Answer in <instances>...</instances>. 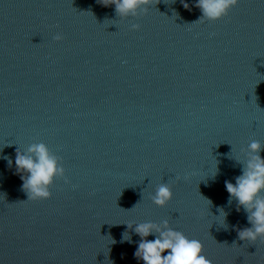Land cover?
I'll use <instances>...</instances> for the list:
<instances>
[{
  "label": "water",
  "instance_id": "1",
  "mask_svg": "<svg viewBox=\"0 0 264 264\" xmlns=\"http://www.w3.org/2000/svg\"><path fill=\"white\" fill-rule=\"evenodd\" d=\"M196 3L122 19L102 0H0V264H144L134 227L165 220L212 264H264L225 187L264 147V0L215 22ZM39 143L65 173L31 201L15 155Z\"/></svg>",
  "mask_w": 264,
  "mask_h": 264
},
{
  "label": "clouds",
  "instance_id": "2",
  "mask_svg": "<svg viewBox=\"0 0 264 264\" xmlns=\"http://www.w3.org/2000/svg\"><path fill=\"white\" fill-rule=\"evenodd\" d=\"M102 3L105 6L114 5L116 15L123 19L135 17L140 13L146 14L149 6L158 4L159 0H102ZM238 3L239 0H197L195 7L202 12L199 21L215 22L226 17ZM183 6L189 8L187 3ZM131 27L133 30H139L140 25L133 24ZM54 39L60 41L63 36L57 34ZM248 147V157L244 162L242 174L235 178V184L226 181L225 187L229 193V202L233 198L237 201L239 206L237 210L242 207L246 211L251 225L238 231L239 239L250 243L257 240L264 242V195H262L264 159L260 155L264 147L255 140ZM8 163L11 165L12 160L9 159ZM15 166L23 181V190L31 201L50 199L52 196L50 187L55 178L64 177L65 173L64 168L58 164L57 158L50 154L44 143L31 145L27 154L17 149ZM64 181L69 183L67 178ZM172 197L171 186L168 183H161L151 199L156 206L165 207ZM219 211L223 214V209ZM127 226L129 229L133 228L132 224ZM134 231L141 237L135 257L144 264H212L204 255V246L200 240L190 239L182 231L174 230L167 220L163 222V227L151 221L142 222L135 225ZM149 235H155L156 238L148 240ZM124 239L129 241L131 239L127 232L124 233Z\"/></svg>",
  "mask_w": 264,
  "mask_h": 264
}]
</instances>
